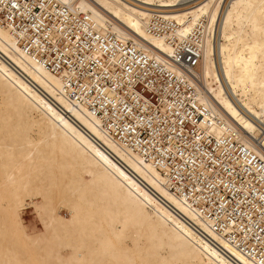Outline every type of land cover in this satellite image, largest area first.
<instances>
[{
	"label": "bare ground",
	"instance_id": "1",
	"mask_svg": "<svg viewBox=\"0 0 264 264\" xmlns=\"http://www.w3.org/2000/svg\"><path fill=\"white\" fill-rule=\"evenodd\" d=\"M66 1L153 53L199 38V99L227 126L214 131L264 158V0ZM64 91L0 25V264H257Z\"/></svg>",
	"mask_w": 264,
	"mask_h": 264
},
{
	"label": "built area",
	"instance_id": "2",
	"mask_svg": "<svg viewBox=\"0 0 264 264\" xmlns=\"http://www.w3.org/2000/svg\"><path fill=\"white\" fill-rule=\"evenodd\" d=\"M0 25L64 80L65 95L98 117L120 146L164 176L168 188L227 241L264 264V158L199 99L202 41L153 53L100 28L66 0H0ZM169 28L152 26L163 35Z\"/></svg>",
	"mask_w": 264,
	"mask_h": 264
},
{
	"label": "rangeland",
	"instance_id": "3",
	"mask_svg": "<svg viewBox=\"0 0 264 264\" xmlns=\"http://www.w3.org/2000/svg\"><path fill=\"white\" fill-rule=\"evenodd\" d=\"M33 208H28L24 210L23 212V219L24 223L29 226V229L33 230V227H36L37 230H40L42 228L41 221L39 220L37 214L33 211ZM63 214L65 216H68L67 212L64 210ZM32 228H31V227ZM65 256H67V253H65Z\"/></svg>",
	"mask_w": 264,
	"mask_h": 264
}]
</instances>
